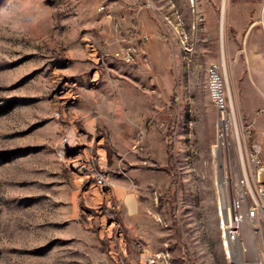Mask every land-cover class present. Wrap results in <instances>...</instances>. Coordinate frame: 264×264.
Returning <instances> with one entry per match:
<instances>
[{
    "label": "rangeland",
    "instance_id": "rangeland-1",
    "mask_svg": "<svg viewBox=\"0 0 264 264\" xmlns=\"http://www.w3.org/2000/svg\"><path fill=\"white\" fill-rule=\"evenodd\" d=\"M221 3L0 0V108L16 103L0 116V264H140L144 249L264 264L252 237L226 254L238 166L217 147L208 80L223 47L241 137L264 162V0H227L223 37ZM94 169L112 184L91 186ZM116 182L129 207L106 198Z\"/></svg>",
    "mask_w": 264,
    "mask_h": 264
},
{
    "label": "built area",
    "instance_id": "built-area-1",
    "mask_svg": "<svg viewBox=\"0 0 264 264\" xmlns=\"http://www.w3.org/2000/svg\"><path fill=\"white\" fill-rule=\"evenodd\" d=\"M101 6L100 11H107ZM146 38V37H145ZM138 52L133 48L127 53H117L116 57L124 62H134ZM212 93L216 110L217 142L219 148L227 153V160L235 161L238 171L234 173L228 198L223 201L225 215L230 216L229 248L232 259L248 253L247 237H252L254 243L262 241V249L257 248V261L264 259V181L261 174L264 162L261 159V140L254 139L247 144L245 134H240V125L231 98L226 77L222 73L220 64L211 65ZM264 138V133L262 134ZM65 146V144H64ZM63 146V148H64ZM64 156V151L60 152ZM93 183H100L103 187L112 184L109 175L95 169ZM246 229L248 231L246 232ZM169 253H154L144 249L139 255L140 264H162L168 261Z\"/></svg>",
    "mask_w": 264,
    "mask_h": 264
},
{
    "label": "bare ground",
    "instance_id": "bare-ground-1",
    "mask_svg": "<svg viewBox=\"0 0 264 264\" xmlns=\"http://www.w3.org/2000/svg\"><path fill=\"white\" fill-rule=\"evenodd\" d=\"M193 1V0H192ZM195 2V1H194ZM226 6H227V0H222V3H221V34H222V37H223V31H224V19H225V12H226ZM92 47V46H91ZM95 51V49H94ZM96 53V52H95ZM94 54V53H93ZM221 60H222V65H223V68L224 69V74H225V77H226V81H227V85H228V89H229V92H230V95L232 96V93H231V88H230V83H229V77H228V71H227V62H226V56H225V52H224V49L222 47V53H221ZM211 77V68H210V72H209V78ZM209 93H210V100L212 102V104L214 105V95L212 93V86H211V82L209 80ZM233 99V98H232ZM217 147L219 148V143L217 144ZM220 149V148H219ZM216 152V151H215ZM64 158V157H63ZM95 161V160H94ZM98 161V160H97ZM87 164V163H86ZM85 164V166H86ZM96 164V163H95ZM79 165L80 166H83L84 165L82 164V162L79 161ZM98 166V165H97ZM95 167V166H94ZM80 168V167H79ZM87 168V167H86ZM100 168V167H99ZM84 169V168H83ZM95 170V169H94ZM87 171V170H86ZM92 171V170H91ZM95 172V171H94ZM86 175V174H85ZM92 175V174H91ZM89 180V178H88ZM98 185V186H102V184L100 183H91V185ZM220 191L221 189L223 188V182L220 181ZM221 198V197H220ZM131 202V201H130ZM221 202V201H220ZM130 206L133 208L134 207V204L133 202L130 203ZM221 231H222V235L224 237V247H225V250H226V254L232 258V253H230V248H229V241L227 239H229V225H230V216L229 215H225L224 214V210H223V204H222V207H221Z\"/></svg>",
    "mask_w": 264,
    "mask_h": 264
},
{
    "label": "crops",
    "instance_id": "crops-1",
    "mask_svg": "<svg viewBox=\"0 0 264 264\" xmlns=\"http://www.w3.org/2000/svg\"><path fill=\"white\" fill-rule=\"evenodd\" d=\"M115 184H116V186L114 187V189H112L111 195H109L106 198H109L110 196H112L114 201H116V202L119 201L121 205H122V203H124L125 205L127 204V207H129L128 203H127V200L132 194L129 192L128 188L125 187L124 185H122L121 183L116 182ZM91 186H95V185L93 184ZM96 186H98V185H96ZM95 190L96 189H93V190H91L89 192H93V194H95ZM106 195H108V194H106ZM91 199L93 200L94 197H92Z\"/></svg>",
    "mask_w": 264,
    "mask_h": 264
},
{
    "label": "trees",
    "instance_id": "trees-1",
    "mask_svg": "<svg viewBox=\"0 0 264 264\" xmlns=\"http://www.w3.org/2000/svg\"><path fill=\"white\" fill-rule=\"evenodd\" d=\"M16 106L15 102H10L8 105H5L4 107L0 108V116L3 114L8 113L9 111H11L14 107ZM0 157H5L4 154H0Z\"/></svg>",
    "mask_w": 264,
    "mask_h": 264
}]
</instances>
